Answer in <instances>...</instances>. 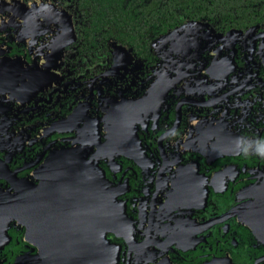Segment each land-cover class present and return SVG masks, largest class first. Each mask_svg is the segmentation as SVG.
<instances>
[{
  "label": "flooded vegetation",
  "instance_id": "obj_1",
  "mask_svg": "<svg viewBox=\"0 0 264 264\" xmlns=\"http://www.w3.org/2000/svg\"><path fill=\"white\" fill-rule=\"evenodd\" d=\"M126 3L0 0V264H264V0Z\"/></svg>",
  "mask_w": 264,
  "mask_h": 264
},
{
  "label": "trees",
  "instance_id": "obj_2",
  "mask_svg": "<svg viewBox=\"0 0 264 264\" xmlns=\"http://www.w3.org/2000/svg\"><path fill=\"white\" fill-rule=\"evenodd\" d=\"M94 2L97 11L100 12L101 16H107L114 18V22L117 24L125 23L123 16L127 14L126 0H92ZM93 4V3H92ZM123 17V18H122Z\"/></svg>",
  "mask_w": 264,
  "mask_h": 264
},
{
  "label": "clouds",
  "instance_id": "obj_3",
  "mask_svg": "<svg viewBox=\"0 0 264 264\" xmlns=\"http://www.w3.org/2000/svg\"><path fill=\"white\" fill-rule=\"evenodd\" d=\"M235 146L240 155L245 157L255 155L264 159V138L248 139L244 136L237 137Z\"/></svg>",
  "mask_w": 264,
  "mask_h": 264
}]
</instances>
